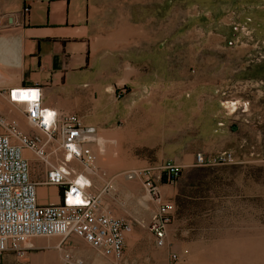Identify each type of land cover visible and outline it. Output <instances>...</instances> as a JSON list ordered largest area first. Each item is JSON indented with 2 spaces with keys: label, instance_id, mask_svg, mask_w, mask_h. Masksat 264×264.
<instances>
[{
  "label": "rangeland",
  "instance_id": "1",
  "mask_svg": "<svg viewBox=\"0 0 264 264\" xmlns=\"http://www.w3.org/2000/svg\"><path fill=\"white\" fill-rule=\"evenodd\" d=\"M124 3L143 20L155 19L158 44L172 46L174 77L182 78L186 92L198 89L206 99L223 100L232 116L227 149L234 151L237 162L183 165L179 180L163 187L174 211L168 244L160 248L151 243L149 229L158 203L138 178L125 176L144 167L137 166L143 150L115 149L105 159L99 154L90 190L100 192L108 182L114 184L103 194L102 207L131 226L124 255L104 256L71 234L64 240L31 237L24 243L25 256L7 252L3 264H69L67 253L86 264H172L173 252L180 264H264V0ZM15 106L17 113L6 110L7 115L26 120L22 108ZM172 158L180 156L170 154L164 160ZM33 164L38 168L37 160Z\"/></svg>",
  "mask_w": 264,
  "mask_h": 264
},
{
  "label": "crops",
  "instance_id": "2",
  "mask_svg": "<svg viewBox=\"0 0 264 264\" xmlns=\"http://www.w3.org/2000/svg\"><path fill=\"white\" fill-rule=\"evenodd\" d=\"M124 1L0 0L2 111L17 113L4 92L39 87L45 106L76 112L96 126L97 156L140 149L137 166L170 154L192 166L198 151L229 148L232 116L223 100L186 92L174 77L172 46L158 44L155 19L127 11ZM16 120L30 130L26 120ZM38 201L60 202L59 189L39 186ZM150 239L154 244L153 234Z\"/></svg>",
  "mask_w": 264,
  "mask_h": 264
},
{
  "label": "built area",
  "instance_id": "3",
  "mask_svg": "<svg viewBox=\"0 0 264 264\" xmlns=\"http://www.w3.org/2000/svg\"><path fill=\"white\" fill-rule=\"evenodd\" d=\"M19 91H28V98H24L25 94L15 96ZM4 98L13 106H22L30 130L22 128L0 108V264L7 252L25 256L24 243L31 237L60 236L64 240L71 234L83 238L104 256L121 258L125 234L131 226L102 207L103 194L114 189V184L108 182L100 192H93L80 181L83 174L92 178L98 170V156L92 147L96 126L86 124L76 112H58L45 106L39 87L11 88L4 92ZM33 160L38 161V168ZM236 162L230 149L210 154L198 151L193 166ZM183 169L182 164L167 159L125 172L127 179L138 178L147 194L158 203L149 229L160 248L168 244L174 211L173 203L164 199L160 185L175 184ZM39 186L58 188L61 201L41 204ZM66 260L69 264H86L83 258H73L69 253ZM171 262L180 264L177 252L172 253Z\"/></svg>",
  "mask_w": 264,
  "mask_h": 264
},
{
  "label": "bare ground",
  "instance_id": "4",
  "mask_svg": "<svg viewBox=\"0 0 264 264\" xmlns=\"http://www.w3.org/2000/svg\"><path fill=\"white\" fill-rule=\"evenodd\" d=\"M28 92V91H27ZM27 92H21V91H19V92H16L15 94V96H17V94H18V96H23L24 94H28ZM17 107L18 108H22V106L20 105V104H18L17 105ZM80 181H81V183H83V184H85V185H87L88 184V186H89V188H91V187H93V178H90L89 176H87V175H82L81 177H80Z\"/></svg>",
  "mask_w": 264,
  "mask_h": 264
},
{
  "label": "snow or ice",
  "instance_id": "5",
  "mask_svg": "<svg viewBox=\"0 0 264 264\" xmlns=\"http://www.w3.org/2000/svg\"><path fill=\"white\" fill-rule=\"evenodd\" d=\"M31 95H32V96H35L36 94H35V93H32ZM24 98L27 99V98H28V94H25ZM49 115H52V113H49ZM81 202H82V201H81Z\"/></svg>",
  "mask_w": 264,
  "mask_h": 264
}]
</instances>
